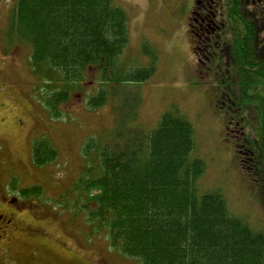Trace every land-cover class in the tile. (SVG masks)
<instances>
[{"label": "trees", "instance_id": "1", "mask_svg": "<svg viewBox=\"0 0 264 264\" xmlns=\"http://www.w3.org/2000/svg\"><path fill=\"white\" fill-rule=\"evenodd\" d=\"M223 1L196 0L191 39L200 79L214 90L226 122L232 119L243 130L250 108L256 112L253 131L242 133L237 149L264 196V1ZM116 2L17 0L9 24L10 34L30 45L51 119L64 116L61 107L90 69L99 88L87 97L86 108L111 106L114 130L103 140L89 138L82 148L77 190L87 197L88 220L108 230L114 249L141 264H264V230L235 215L219 192L200 191L207 166L192 156L191 122L173 106L151 132L141 127L139 93L125 91V85L151 79L159 56L144 42L147 66L121 59L129 44V16ZM57 159L48 138L34 140L35 166ZM21 194L38 196L41 188Z\"/></svg>", "mask_w": 264, "mask_h": 264}, {"label": "rangeland", "instance_id": "2", "mask_svg": "<svg viewBox=\"0 0 264 264\" xmlns=\"http://www.w3.org/2000/svg\"><path fill=\"white\" fill-rule=\"evenodd\" d=\"M16 2L0 0V264H141L114 249L108 230L88 220L87 197L77 190L83 145L92 137L103 140L114 130L111 106L94 111L85 106L99 88L96 71L89 70L61 107L64 116L51 119L31 67L30 45L9 31ZM116 3L129 16V44L121 59L130 66H147L144 42L159 56L151 79L125 85V91L139 93L141 127L151 132L176 106L195 129L192 156L207 166L200 191L219 192L235 215L255 230H264V196L244 171L237 149L242 133L253 131L256 112L250 108L243 130L232 126L214 90L200 79L190 34L196 0ZM42 137L57 149L58 159L39 168L32 160V144ZM36 186L40 197L22 196L23 189Z\"/></svg>", "mask_w": 264, "mask_h": 264}, {"label": "flooded vegetation", "instance_id": "3", "mask_svg": "<svg viewBox=\"0 0 264 264\" xmlns=\"http://www.w3.org/2000/svg\"><path fill=\"white\" fill-rule=\"evenodd\" d=\"M198 23H199V25H200V24L205 25V24H204V20H202V19H199V22H198Z\"/></svg>", "mask_w": 264, "mask_h": 264}]
</instances>
